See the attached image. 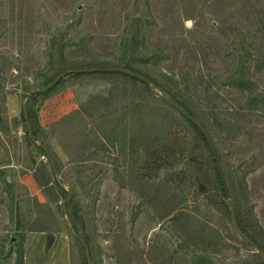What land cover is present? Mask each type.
<instances>
[{
  "label": "rangeland",
  "instance_id": "obj_1",
  "mask_svg": "<svg viewBox=\"0 0 264 264\" xmlns=\"http://www.w3.org/2000/svg\"><path fill=\"white\" fill-rule=\"evenodd\" d=\"M62 45L69 62L133 67L155 93H175L205 125L238 217L264 244V0H0V264H88L63 212L69 191L91 264L252 261L260 252L234 229L225 197L207 192L215 170L205 143L141 82L66 77L37 93L39 124L54 99L55 121L37 136L52 169L3 100L22 106L56 76ZM42 164L50 196L58 184L67 192L56 202L19 182Z\"/></svg>",
  "mask_w": 264,
  "mask_h": 264
},
{
  "label": "trees",
  "instance_id": "obj_2",
  "mask_svg": "<svg viewBox=\"0 0 264 264\" xmlns=\"http://www.w3.org/2000/svg\"><path fill=\"white\" fill-rule=\"evenodd\" d=\"M63 50H64V46L62 45L60 47V57H61V62H62V66L61 68L58 69V72L56 73V76L48 79L45 81L44 85H48L49 83H51L60 73L64 72V71H74V70H78V69H85V68H100V67H109V68H125L127 70H130V71H133V72H136L138 74H141L143 76H145L146 78H148L151 82H152V85H156V82L155 80H153L150 76L142 73L141 71H138L137 69L133 68V67H129V66H124V67H121V66H115V65H106V64H91V63H83V62H69L67 61L65 58H64V54H63ZM50 57L52 58L53 57V52L51 51V54H50ZM149 59V58H147ZM94 76V75H107V76H120V77H123V78H128V79H131L133 81H136V82H141L143 83L147 88V84H145L144 82L140 81L139 79H136L134 77H131V76H128L126 74H122V73H106V72H96V73H75V72H71L69 73L66 77H80V76ZM62 78L57 84L56 86H54L53 88H51L48 92L46 93H43L40 95H48L49 93H51L52 91L55 90V88L60 85L62 83V81H64V79L66 78ZM235 83L236 85L241 88V89H248L249 88V85L247 84V82L245 80H243L242 78H236L235 79ZM149 89V88H148ZM169 95L171 98V100L175 101L177 104L181 105L183 108H185V110H187V112H189L193 117H195L197 120H199L201 123L202 121L200 119H198V117L193 113V111H191V109L175 94L173 93L172 91H168ZM37 93H35L31 99L29 100L28 104H27V112H28V116H29V123H30V130L27 128V125H26V134L28 136V139L30 141L31 144L33 145H36V146H40V145H44L47 150H48V147L46 146V144H38L37 143V136L38 134L40 133V131H42V127L40 126L39 122H38V116L37 114L32 110V108L30 107V104H31V101L32 99L35 97ZM168 98V97H167ZM162 100V99H161ZM5 102V99L3 100ZM165 102V101H164ZM167 103V102H166ZM171 106V105H170ZM173 107V106H172ZM174 108V107H173ZM175 109V108H174ZM182 115V114H181ZM183 116V115H182ZM184 117V116H183ZM21 118L22 120L25 122L24 120V117H23V114H21ZM185 118V117H184ZM185 120L188 122V124L190 125V127L195 131V133L198 135V137L205 143V146H206V149L210 155V158L212 160V162L214 163V170H215V180H214V188L213 189H210V188H207V192H212L213 190L214 191H217V193L219 194L220 198L223 200V198L225 197L224 195V191H223V188H222V184H221V181H220V178H219V175H218V171H217V168H216V165H215V161H214V158L209 150V147H208V144L204 138V136L202 135V133L200 132V130L190 121L188 120L187 118H185ZM26 123V122H25ZM203 124V123H202ZM203 126L205 127V125L203 124ZM206 128V127H205ZM30 133H31V136H30ZM212 138V137H211ZM37 143V144H36ZM215 146V145H214ZM40 148L42 149V151L44 152L45 154V151L44 149L40 146ZM216 148V147H215ZM49 151V150H48ZM217 151V149H216ZM218 153V151H217ZM51 155V154H50ZM219 155V154H218ZM202 155L200 154H196L194 157H193V160L197 163H200V162H204V158L201 157ZM220 157V155H219ZM52 158V156H51ZM203 159V160H201ZM221 159V157H220ZM53 160V158H52ZM53 163H54V160H53ZM221 163H222V160H221ZM223 167V166H222ZM41 169L43 170L42 174L39 173V171H32L33 173V176H34V179L35 181L37 182L38 186L40 187V189L42 190V192L47 195L48 197L51 198L52 201L56 202L59 200L60 197L62 196H65V194H67L66 190L60 185H59V191H58V194L55 196H50V194L48 193V191H50V189H53V182H52V176L50 175L49 172H46V168L45 166L42 164L41 166ZM54 170H56V166H55V163H54V168H52ZM224 174H225V171H224ZM225 178H226V174H225ZM226 182H227V178H226ZM228 185V184H227ZM230 192V191H229ZM231 195V194H230ZM70 203V202H69ZM69 203L67 202L66 204V207H67V212H68V217H69V220L71 221V224L73 225L74 229L77 231V233L84 239V241L86 242V244L88 245L89 247V244H90V239L89 237L85 236V235H82L80 233V230L77 226V220L79 218V208L76 207L73 211H71L70 209L68 210V207H69ZM234 203V202H233ZM223 204H224V207L226 208V210L228 211L229 213V208L227 207V204L225 203V201H223ZM235 212H236V219H237V223L239 225V227L241 228V230L262 250V253H257L255 258L250 261L248 264H264V244H261L259 243L255 237L253 235H251L246 226L243 225V223L241 222L240 218L238 217V212L236 211L235 209ZM250 245V244H249ZM251 246V245H250ZM252 247V246H251ZM90 250V248H89ZM17 264H23V261H22V258L19 257L16 261ZM191 264H212L209 257L206 256L205 254H195L192 258H191Z\"/></svg>",
  "mask_w": 264,
  "mask_h": 264
},
{
  "label": "water",
  "instance_id": "obj_3",
  "mask_svg": "<svg viewBox=\"0 0 264 264\" xmlns=\"http://www.w3.org/2000/svg\"><path fill=\"white\" fill-rule=\"evenodd\" d=\"M71 72H75V73H96V72H106V73H122V74H126L128 76L134 77L136 79H139L140 81L144 82L145 84H147L150 92L152 94H154L155 96H157L158 98L162 99L163 101L167 102L168 104H170L171 106H173L180 114H182L185 118H187L188 120H190L202 133V135L204 136L209 150L214 158L215 161V165L218 171V175L222 184V188L224 191V195H225V199H226V204L227 207L229 208V214H230V219L232 222V225L234 227V229L244 238V240L250 244L254 249L258 250L260 253H262V250L241 230V228L239 227L238 223H237V219H236V212H235V206L233 203V200L231 198L229 189H228V185L226 182V178H225V174H224V170L222 167V163H221V159L216 151V148L214 146V142L210 136V134L208 133L207 129L203 126V124L197 120L195 117H193L189 112H187V110H185V108H183L181 105L177 104L175 101L161 95V94H157L154 92L153 90V85L152 82L146 78L145 76L138 74L136 72L127 70L125 68H109V67H100V68H85V69H78V70H74V71H64L62 73H60L51 83H49L48 85H45L43 87H41L38 90L32 91L28 94L25 102L22 105V114L24 117V120L26 122L27 128L30 130V123H29V116H28V112H27V104L29 102V100L31 99V97L35 94V93H46L48 92L51 88H53L54 86H56V84L64 77H66L69 73ZM31 136V133H30ZM32 137V136H31ZM37 144V143H36ZM44 151L46 156L49 159V162L52 166V168H54V163L53 160L51 158V155L49 153V151L47 150V148L44 145H40ZM71 191H69L68 197L65 199V201L62 204V208H63V212L65 214H67V208H66V204L69 201V199L71 198ZM69 223L71 224V221L68 218ZM71 229L73 231V234L75 235V237L80 241V243L83 245L84 250H85V255L87 258V262L88 264H91V257H90V250L88 245L86 244V242L84 241V239L77 233V231L74 229L73 225L71 224Z\"/></svg>",
  "mask_w": 264,
  "mask_h": 264
},
{
  "label": "crops",
  "instance_id": "obj_4",
  "mask_svg": "<svg viewBox=\"0 0 264 264\" xmlns=\"http://www.w3.org/2000/svg\"><path fill=\"white\" fill-rule=\"evenodd\" d=\"M54 100V99H53ZM53 100H48L45 106L47 108L44 111H41L40 124L42 127H46L55 121L54 116L51 114V109H49V105L51 106V102ZM4 108L6 115L11 119H18L22 114V106L19 104V100L17 96L8 95L5 98ZM19 182L23 185L30 193V195H38L40 192V187L34 179L33 173L31 171H23L19 176Z\"/></svg>",
  "mask_w": 264,
  "mask_h": 264
}]
</instances>
